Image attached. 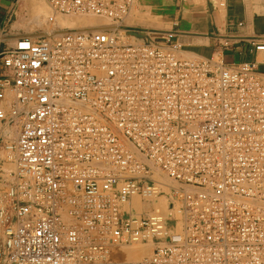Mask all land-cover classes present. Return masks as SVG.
<instances>
[{"label": "built area", "instance_id": "1", "mask_svg": "<svg viewBox=\"0 0 264 264\" xmlns=\"http://www.w3.org/2000/svg\"><path fill=\"white\" fill-rule=\"evenodd\" d=\"M46 1L112 26L0 51V100L14 95L0 105V177L10 146L17 164L0 264H264V73L186 55L172 30L127 27L152 36L130 42L140 0ZM136 195L167 197L169 212H129ZM138 242L151 256L120 261Z\"/></svg>", "mask_w": 264, "mask_h": 264}, {"label": "crops", "instance_id": "2", "mask_svg": "<svg viewBox=\"0 0 264 264\" xmlns=\"http://www.w3.org/2000/svg\"><path fill=\"white\" fill-rule=\"evenodd\" d=\"M23 1L0 0V51L12 46L18 38L37 32L25 26L27 23L35 26L38 17L23 21L22 15L26 13ZM143 3L151 17L145 23L151 28L174 31L171 42L179 44L184 53L221 55L226 63L253 62L264 73V50L255 48L256 44L264 43V0H144ZM150 37L145 35L144 40ZM6 96L11 100L13 93L10 91ZM6 102L0 100V104Z\"/></svg>", "mask_w": 264, "mask_h": 264}, {"label": "bare ground", "instance_id": "3", "mask_svg": "<svg viewBox=\"0 0 264 264\" xmlns=\"http://www.w3.org/2000/svg\"><path fill=\"white\" fill-rule=\"evenodd\" d=\"M139 3H140V1L138 2V4ZM48 4L49 3L46 0H45V2H44V0H24L23 4H22V8H23V10H25L27 12V14L29 16L27 22L31 21L32 18L34 17V15H36L39 19L41 18L42 21L43 20L44 21L49 20L51 18V16H50L51 15L50 14V7L53 9V11L55 12L56 15L60 14V13L56 12L55 9L50 4H49L50 6ZM138 4L134 7V9L132 11V13L135 11L134 12L135 16H133V14H131L126 19L125 26L122 27V29H124L123 33H132L133 32L132 30H127V27H136V26L151 27V25L146 24L145 23L146 20H144L145 15L148 16V17L150 16L149 11H147V9H146L147 7L141 6V7H144V9H146L145 11H142V10L139 9ZM61 15H63V14H61ZM66 16L67 17L71 16L73 18L68 19V18H66ZM77 16H79V17H77ZM37 17H35V18H37ZM60 17H62V16H60ZM64 17H65L66 20L62 19V21H64V23L67 24L66 25L67 30L47 31V32H39V33H37L38 32L37 31L36 34L30 35V33H29V35L26 36V37H36L38 35H44L46 33H47V35L57 36V35H60L62 33H65L67 31H71V30H80V31H83L85 33L106 31V30H108L109 26H112L108 22V20H106L104 18H101V17H98L96 15L76 14V15H65ZM152 18H154V16ZM24 22H26V21H24ZM23 37H25V36H23ZM129 41L132 42V43H137L136 41L134 42V40L132 41L131 39ZM140 43H142V42H140ZM187 53L188 52H186L184 54L189 55ZM8 91H7V93L9 94L10 91L9 92ZM7 98H8V96H7ZM6 101H7L6 104H8V101H10V100L8 99ZM9 136L12 137V139H13L14 134L12 135V130H11V133H10ZM13 157L16 158V152L10 146V150L8 151V159L9 158L12 159ZM13 160H14V169L13 170H16L17 169V164L15 162V159H13ZM4 169H6V168H4ZM10 170H11V168H10ZM165 190L168 193L171 192L170 191L171 188L169 186H167L165 188ZM3 201H4V192L3 193L0 192V204H2ZM146 203H148V205H146ZM176 204H177V209L172 210L171 212L174 215H176V216H181L182 217V214L180 213V209H178L179 208V204L178 203H176ZM168 205H169V199L167 197H150L149 201L145 202V201L142 200L141 196L136 195V196H133L131 198V201L129 203L128 211L129 212L130 211H134L135 213H141L146 208H148L149 206H153V207L160 208L165 213H168L169 212V209H168L169 206ZM182 227H183V225H182L181 221L170 222L169 225H168V228L171 229V230H181ZM138 243H139L138 245H140V246H137V243H132V244H135L136 246L132 245V244L124 245L122 247L123 256H120L119 260L120 261H137V260L144 259L146 257H150L152 252H153V248H154L153 244L151 242H138ZM142 243L143 244H147V245L148 244L151 245L152 249L150 247H148V246L144 247L145 245H141Z\"/></svg>", "mask_w": 264, "mask_h": 264}, {"label": "rangeland", "instance_id": "4", "mask_svg": "<svg viewBox=\"0 0 264 264\" xmlns=\"http://www.w3.org/2000/svg\"><path fill=\"white\" fill-rule=\"evenodd\" d=\"M44 2H45V0H44ZM144 0H140V3L138 4V7H139V9L140 10H142V11H145L146 9H144ZM49 5V4H48ZM50 6V5H49ZM141 6H144V7H141ZM148 11V10H147ZM26 12V11H25ZM135 12V11H134ZM134 12L132 13L133 14V16H135L134 15ZM50 16H51V18L49 19V20H47V21H42V19L40 18H38L37 19V21H36V23H35V26H30L28 23H27V25L25 24V26H26V28L28 29V30H35V31H39V32H47V31H62V30H67V28H66V25L67 24H65L64 23V21H62V19L63 20H66L65 19V15H61V14H55V12L53 11V9L50 7ZM60 16H62V17H60ZM35 17H37L36 15H34V17L33 18H35ZM56 17V18H55ZM59 17V18H58ZM77 17H79V16H77ZM22 18H23V21H26L27 22V20H28V18H29V16H28V14H27V12L26 13H23V15H22ZM32 18V19H33ZM66 18H68V19H71V18H73V17H71V16H66ZM151 17L149 16H146L145 15V18H144V20H147V19H150ZM61 21V22H60ZM62 23V24H61ZM64 24V25H63ZM63 29H62V28ZM137 27V26H136ZM57 28V29H56ZM59 28V29H58ZM127 35L126 36V38L128 39V40H134V42L136 41L137 43H140V42H143L144 41V36H145V33H142V32H137V31H133L132 33H124V35ZM135 38V39H134ZM140 39V40H139ZM12 135H13V132H12ZM2 159H3V163L1 164V168H2V170H1V177H0V192H5V189H6V187H7V184H8V179L10 178V173L13 171V169H14V160L13 159H15L14 157L12 158V159H8V153L7 154H2ZM9 165V166H8ZM4 168H6V169H4ZM9 168V169H8ZM10 168H11V170H10ZM4 174V175H3ZM146 205H148V203H146ZM139 243H137V246H140V245H138ZM132 245H135V244H132ZM141 245H145L144 247H146V246H148V247H150L151 249H152V246L151 245H147V244H141ZM131 246V245H130ZM136 246V245H135ZM142 247V246H141Z\"/></svg>", "mask_w": 264, "mask_h": 264}]
</instances>
